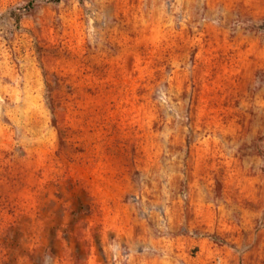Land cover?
<instances>
[{
	"label": "rangeland",
	"instance_id": "obj_1",
	"mask_svg": "<svg viewBox=\"0 0 264 264\" xmlns=\"http://www.w3.org/2000/svg\"><path fill=\"white\" fill-rule=\"evenodd\" d=\"M0 264H264V0H0Z\"/></svg>",
	"mask_w": 264,
	"mask_h": 264
}]
</instances>
